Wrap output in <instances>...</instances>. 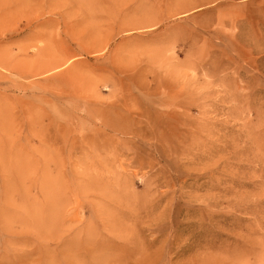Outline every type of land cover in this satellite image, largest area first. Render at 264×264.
I'll return each mask as SVG.
<instances>
[{
  "label": "rangeland",
  "instance_id": "1",
  "mask_svg": "<svg viewBox=\"0 0 264 264\" xmlns=\"http://www.w3.org/2000/svg\"><path fill=\"white\" fill-rule=\"evenodd\" d=\"M0 264H264V0H0Z\"/></svg>",
  "mask_w": 264,
  "mask_h": 264
},
{
  "label": "bare ground",
  "instance_id": "2",
  "mask_svg": "<svg viewBox=\"0 0 264 264\" xmlns=\"http://www.w3.org/2000/svg\"><path fill=\"white\" fill-rule=\"evenodd\" d=\"M2 165L5 166L6 165V162H2Z\"/></svg>",
  "mask_w": 264,
  "mask_h": 264
}]
</instances>
